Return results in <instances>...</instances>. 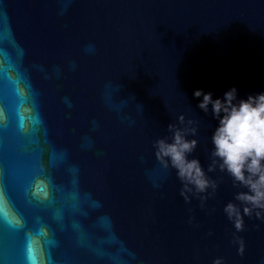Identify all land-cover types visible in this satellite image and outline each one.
<instances>
[{
	"label": "water",
	"instance_id": "water-1",
	"mask_svg": "<svg viewBox=\"0 0 264 264\" xmlns=\"http://www.w3.org/2000/svg\"><path fill=\"white\" fill-rule=\"evenodd\" d=\"M233 85L264 90V0H0V264H264V220L222 211L229 176L185 202L154 155L183 113L207 172L192 91Z\"/></svg>",
	"mask_w": 264,
	"mask_h": 264
},
{
	"label": "clouds",
	"instance_id": "clouds-1",
	"mask_svg": "<svg viewBox=\"0 0 264 264\" xmlns=\"http://www.w3.org/2000/svg\"><path fill=\"white\" fill-rule=\"evenodd\" d=\"M192 96L198 98L196 107L205 114L210 113L216 122L210 135L211 163L207 172L198 158H189L198 143L197 128L191 126L192 119L185 120L183 113L177 116L178 123L168 124L170 137L154 141V155L163 167L175 170L181 183L179 194L185 202L190 200L189 194L204 201L205 193L210 196L215 192L217 182L208 172L219 169L229 176L233 187L240 190L224 203L222 211L235 231L240 232L244 228V217L264 220V90L239 96L233 85L222 95L214 96L211 91L195 88ZM0 219L6 223H11L12 219V208L2 189ZM237 240L238 251H242V238L237 237ZM28 264H41L32 249H29ZM212 264H221V258H215Z\"/></svg>",
	"mask_w": 264,
	"mask_h": 264
}]
</instances>
